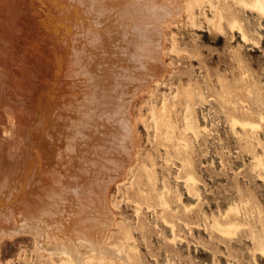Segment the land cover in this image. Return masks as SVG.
Wrapping results in <instances>:
<instances>
[{
  "label": "rangeland",
  "instance_id": "rangeland-1",
  "mask_svg": "<svg viewBox=\"0 0 264 264\" xmlns=\"http://www.w3.org/2000/svg\"><path fill=\"white\" fill-rule=\"evenodd\" d=\"M184 1L191 3L189 10L173 15L165 31L167 70L138 92L126 114L128 156L108 153V124L99 118L88 123L90 141L81 144L91 147L82 148L110 169L108 175L98 169L116 215L105 245L122 246L130 256L127 261L92 256L85 264H264L256 250L264 243V18L239 0ZM0 3V181H19L24 157L39 152V99L48 90L49 72L48 51L40 47L55 21L49 3ZM214 6L223 14L215 34L208 25ZM232 20L241 24L248 42L230 26ZM70 140L62 138V159L78 157L76 147L82 150ZM216 222L238 226L224 235ZM6 227L11 226L0 220L1 264H74L39 250L29 235L3 234Z\"/></svg>",
  "mask_w": 264,
  "mask_h": 264
},
{
  "label": "bare ground",
  "instance_id": "bare-ground-1",
  "mask_svg": "<svg viewBox=\"0 0 264 264\" xmlns=\"http://www.w3.org/2000/svg\"><path fill=\"white\" fill-rule=\"evenodd\" d=\"M25 1L30 3V0ZM36 1L49 3L54 13V29L48 34L46 46L40 47L43 53L44 47L48 51L49 66H44L49 71L45 77L48 90L39 95V152L36 157H24L25 163L21 161L24 168L22 166L23 176L19 181L17 178L7 181L1 174L5 179L0 181V194H4L3 200L0 198V208L3 207L0 220L11 226L6 227L9 230L3 234L29 235L39 250L50 256H65L74 264H85L92 256L103 258L107 255L127 261L130 254L128 256L122 246L105 245L116 215L109 203V186L107 188L101 179L104 172L99 170H106L108 175L110 169L103 161L95 159L98 154L94 153L95 158L93 155L90 158V152L86 154L85 144L81 142L87 141L91 134L88 123L99 118L109 125L107 138L111 143L106 145L111 150L108 153L116 158L128 156L124 138L131 124L126 114L131 113L138 92L149 88L150 81H156L167 70L163 60L165 31L173 15L176 17L188 11L191 3L184 0ZM239 2L264 18V0ZM222 18L221 8L214 6L212 16L208 18L212 33L218 32ZM229 24L238 29L241 41L248 42V36L237 20ZM36 53L38 56V50ZM75 112L83 117L82 122L75 117ZM234 121L242 126H258L252 121ZM79 123L81 127L77 129ZM64 128H72L74 133L65 134ZM66 137L72 139L75 146L81 144L83 147L82 150L76 147L75 153L73 147L72 152L78 157H70L73 154L63 159L59 157L62 138ZM18 139L15 140L18 142ZM101 143L105 144V138ZM90 144L85 145L86 149ZM94 144L99 146L96 141ZM72 146H68L69 150ZM256 162L263 163L260 158ZM237 226L236 222H216L215 225L224 235L234 233ZM256 250L264 257V243Z\"/></svg>",
  "mask_w": 264,
  "mask_h": 264
}]
</instances>
